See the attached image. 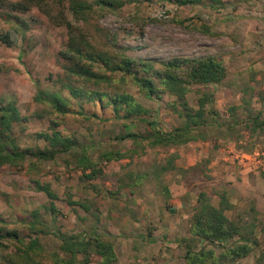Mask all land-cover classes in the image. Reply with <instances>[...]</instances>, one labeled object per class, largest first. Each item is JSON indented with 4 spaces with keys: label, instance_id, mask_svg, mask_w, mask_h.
I'll list each match as a JSON object with an SVG mask.
<instances>
[{
    "label": "rangeland",
    "instance_id": "rangeland-1",
    "mask_svg": "<svg viewBox=\"0 0 264 264\" xmlns=\"http://www.w3.org/2000/svg\"><path fill=\"white\" fill-rule=\"evenodd\" d=\"M224 1L225 6L214 7L207 1L178 6L160 0H139L117 10L97 9L87 28L99 40L104 39V32L114 33L121 46L112 47L115 54L122 50L135 59L158 61L209 54L222 60L228 72L220 84L212 86L218 122L209 116L208 122L195 131L198 140L172 146L142 142L137 153L118 160L106 161L102 154L107 150L135 148L130 139L117 136L129 130L147 134V122L137 117L118 119L109 108L102 114L99 106L90 103L86 107L97 108L99 117L80 113L57 115L34 100L38 83L43 88L50 87L63 73V60L58 54L68 39L66 29L35 7L21 14L29 25L24 38L15 39L12 34V45L0 42V63L7 67L0 74V102L14 101L28 117L24 129L15 130L19 144L45 147L46 141L39 139L38 133L55 128L75 137L80 147L88 146V156L99 169L89 176L91 169L77 167L73 153L60 154L53 160L28 158L18 167L6 165L1 170L0 226L17 229L28 241L33 235L29 226L31 213L39 210L50 230L40 234L45 251L41 264H51L50 254L60 251L57 231L85 235L92 229L114 243L116 264H186L182 239L189 236L188 217L193 213L198 193L209 192L212 202L218 205L220 196L216 191L224 190L216 180L224 187L235 185L233 176L240 152L236 148L248 153L264 150V128L252 131L250 123L258 111L259 119L264 121V0ZM64 3L67 5V0ZM1 13L0 10V32L13 27ZM97 26L100 32H96ZM113 78L112 84L104 83L101 88L132 93L150 110L146 117L157 121L163 130L184 125L185 118L178 112L182 107L175 97L150 99L130 77L115 74ZM202 89L192 86L187 96L191 106L198 107V93ZM244 109V115L239 116L238 112ZM204 148L211 150L209 155L200 154ZM80 149L75 148L74 152ZM186 154L193 165L184 160ZM255 170L264 179V171ZM36 180L50 183L58 194V214L45 211L47 197L35 188ZM165 187L171 195L166 194ZM260 191L262 196L246 208L233 205L226 214L245 224L254 223L255 234L264 245V188ZM69 199L86 203L89 210L70 205ZM11 250L0 247V264L5 263V255ZM257 253L258 249L241 262L254 264Z\"/></svg>",
    "mask_w": 264,
    "mask_h": 264
},
{
    "label": "trees",
    "instance_id": "trees-1",
    "mask_svg": "<svg viewBox=\"0 0 264 264\" xmlns=\"http://www.w3.org/2000/svg\"><path fill=\"white\" fill-rule=\"evenodd\" d=\"M55 1V0H54ZM139 0H0L2 18L12 22L13 27L0 32V42L12 45L14 38H24L29 25L21 14L33 8L39 9L56 25L63 26L67 31L65 47L59 51L63 60V73L53 80L52 86L43 88L38 83L34 100L47 105L57 115L80 113L89 117H99L96 108H88V103L105 109L118 119L132 120L135 117L147 122L150 132L147 134L127 131L117 136L118 139H130L136 146L126 150H107L102 154L106 161L118 160L137 153V146L148 142L151 146H172L198 140L195 131L208 122H218V110L215 106V91L212 86L220 84L227 77V68L222 60L214 55L189 56L180 55L167 60L135 59L120 50L115 54L112 47H121L114 33L104 32V39H97L87 25L99 10H117L127 3ZM176 3L178 6L209 2L214 7L225 6L224 0H160ZM1 13V14H2ZM96 32H100L99 26ZM206 31L208 29L206 28ZM7 67L0 63V74ZM121 74L130 77L139 90L150 99L161 100L165 95L175 97L182 110L179 115L185 118L182 126L165 131L157 121L147 118L150 110L136 97L125 90L116 88L113 92L102 89V84H112L113 76ZM52 80V77H50ZM94 85L92 88L89 86ZM193 85L203 89L199 91L198 107L189 104L187 96ZM174 105V104H173ZM27 116L23 115L14 101L0 102V173L4 166L18 167L28 158L36 160H53L60 154H75L76 165L83 170L91 169V175L97 174L95 163L87 152L88 146H79L75 137L63 134L58 129L51 132H40L38 138L46 141L45 147H22L15 136V130L24 129ZM254 117L252 129L264 128V121ZM75 148H81L74 152ZM77 150V149H76ZM35 188L47 197L44 209L47 213L58 214L56 204L58 194L48 182L35 181ZM165 192L170 193L165 187ZM220 202L215 205L211 194L200 191L193 213L188 217L189 236L182 239L186 251V264H244L242 259L254 250V264H264V245L255 234V224L242 223L241 219L231 218L226 210L233 204L224 192L216 191ZM72 206L79 205L89 210L86 203L69 199ZM29 223L33 234L28 241L17 229L0 226V247L12 248L5 255L4 264H41L45 257L40 234L50 232L39 210L31 213ZM60 239V251L50 254L51 264H116L118 256L111 240L104 239L97 229L90 234H67L57 231ZM63 252V255L61 254Z\"/></svg>",
    "mask_w": 264,
    "mask_h": 264
},
{
    "label": "crops",
    "instance_id": "crops-1",
    "mask_svg": "<svg viewBox=\"0 0 264 264\" xmlns=\"http://www.w3.org/2000/svg\"><path fill=\"white\" fill-rule=\"evenodd\" d=\"M245 111L246 109H244V112L243 110H240L238 112V115L243 116ZM255 114H256L255 115L256 117L260 113L258 111ZM239 125L241 127V124ZM239 125H236V127L238 126L239 128ZM257 129L259 128H256V130ZM251 130L254 131L252 128ZM244 133H247V132L244 131ZM240 138H243V137L240 136ZM236 150L240 151L241 153H248L246 151H243L244 149L242 148L240 149L236 148ZM210 152L211 150H208V148H204L200 150V154L202 156L209 155ZM240 152L238 153L239 155H240ZM200 159L201 158H199V160ZM184 160H186L190 165L191 164L193 165L194 163V162H191L190 157L187 154L186 156H184ZM177 161H179V159ZM213 164H216V161H213ZM236 169L237 170L235 171V175L233 176L234 182H235L234 187H233V184H229V185H226V187H224V184L221 181H217V180H216V184L218 185V187H221L224 190V192H226V195L229 201L233 205H235L236 207L241 206L242 208H246L251 201H253L255 198L257 199L258 197L262 196L260 193L261 192L260 188L261 187L264 188V183H263L264 179H262V176L260 175V171L255 170V168H252V166L250 165L249 166L241 165L239 161L236 164Z\"/></svg>",
    "mask_w": 264,
    "mask_h": 264
},
{
    "label": "built area",
    "instance_id": "built-area-1",
    "mask_svg": "<svg viewBox=\"0 0 264 264\" xmlns=\"http://www.w3.org/2000/svg\"><path fill=\"white\" fill-rule=\"evenodd\" d=\"M238 160L243 165L264 170V150H255L252 153H243L238 156Z\"/></svg>",
    "mask_w": 264,
    "mask_h": 264
}]
</instances>
